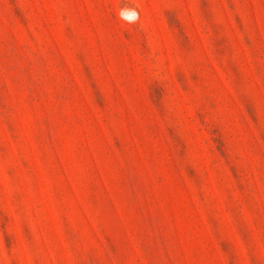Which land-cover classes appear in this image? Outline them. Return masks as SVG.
I'll return each instance as SVG.
<instances>
[{"label":"rangeland","instance_id":"1","mask_svg":"<svg viewBox=\"0 0 264 264\" xmlns=\"http://www.w3.org/2000/svg\"><path fill=\"white\" fill-rule=\"evenodd\" d=\"M0 264H264V0H0Z\"/></svg>","mask_w":264,"mask_h":264}]
</instances>
